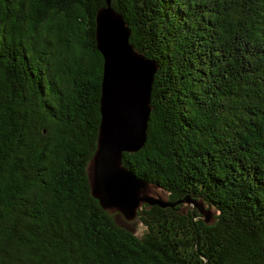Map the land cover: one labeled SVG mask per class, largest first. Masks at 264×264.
I'll use <instances>...</instances> for the list:
<instances>
[{"label":"trees","instance_id":"obj_1","mask_svg":"<svg viewBox=\"0 0 264 264\" xmlns=\"http://www.w3.org/2000/svg\"><path fill=\"white\" fill-rule=\"evenodd\" d=\"M110 4L157 66L122 163L173 206L138 235L91 193L106 0H0V264H264V0Z\"/></svg>","mask_w":264,"mask_h":264},{"label":"water","instance_id":"obj_2","mask_svg":"<svg viewBox=\"0 0 264 264\" xmlns=\"http://www.w3.org/2000/svg\"><path fill=\"white\" fill-rule=\"evenodd\" d=\"M106 0L95 16V40L103 57L99 100L100 123L96 149L87 166L92 195L105 210L133 218L140 204L173 206L161 196L147 192L148 184L122 163L123 152H135L146 140L151 110L150 98L156 63L138 52L129 42V30ZM208 222L212 214L202 202L186 196Z\"/></svg>","mask_w":264,"mask_h":264},{"label":"rangeland","instance_id":"obj_3","mask_svg":"<svg viewBox=\"0 0 264 264\" xmlns=\"http://www.w3.org/2000/svg\"><path fill=\"white\" fill-rule=\"evenodd\" d=\"M147 192L149 194H152V195H155V196L159 195V196H161L163 198L166 196V194L163 191H161V190H159L158 188H155V187H148ZM142 205L143 204H140L138 206L137 210L141 209ZM187 206H189V205L187 204ZM116 212H117V214L114 215V219H115V221H116V223L118 225L130 229V230L134 231L135 234H138V235L143 232L144 227H143L142 223L139 221L137 215H135L131 219H127L122 213H120L118 211H116Z\"/></svg>","mask_w":264,"mask_h":264}]
</instances>
